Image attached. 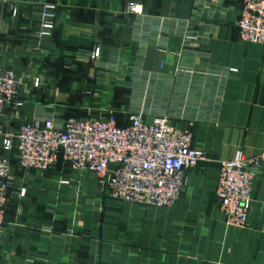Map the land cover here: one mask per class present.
Wrapping results in <instances>:
<instances>
[{"label": "crops", "instance_id": "1", "mask_svg": "<svg viewBox=\"0 0 264 264\" xmlns=\"http://www.w3.org/2000/svg\"><path fill=\"white\" fill-rule=\"evenodd\" d=\"M46 1L58 4L52 37L38 34ZM242 1L0 0V68L45 80L21 107L25 117H95L109 106L125 125L143 110L146 122L163 116L190 127L205 154L186 170L176 203L159 207L113 198L94 172L23 169L7 153L0 264H264V160L247 225H228L216 195L222 161L264 150V44L239 36ZM21 123L0 119L3 130Z\"/></svg>", "mask_w": 264, "mask_h": 264}, {"label": "built area", "instance_id": "2", "mask_svg": "<svg viewBox=\"0 0 264 264\" xmlns=\"http://www.w3.org/2000/svg\"><path fill=\"white\" fill-rule=\"evenodd\" d=\"M127 9L136 14L143 11L137 3H129ZM58 16L57 3H42L40 37L53 36ZM238 28L241 39L264 44V0L242 1ZM100 51L95 48L89 57L97 60ZM231 71L236 69L215 75L224 77ZM99 77V84L107 80L105 74ZM44 84L41 73L27 77L13 68H0V119L22 121L17 130L0 127V234L10 199L12 161L7 153L11 152L23 169L45 171L62 158L75 173L94 172L99 184L119 200L159 207L176 203L186 184V170L205 158L204 151L193 146L190 127H175L163 116L146 122L143 110L129 113L128 122L119 125L109 106L95 117H64L59 112L25 117L21 113L25 100ZM263 160L264 150L255 157L238 152L221 162L216 195L228 225L248 224L254 179ZM61 182L70 184L71 180L63 177ZM26 194L27 188L21 187L14 195Z\"/></svg>", "mask_w": 264, "mask_h": 264}, {"label": "trees", "instance_id": "3", "mask_svg": "<svg viewBox=\"0 0 264 264\" xmlns=\"http://www.w3.org/2000/svg\"><path fill=\"white\" fill-rule=\"evenodd\" d=\"M87 90H90V91L93 92V89L90 87V88H87V89L84 90V96L86 98H89L90 99L92 97V96H90V94H92V93H90V94L87 93ZM79 97L82 98V95H80ZM116 114L118 115L119 113L116 112ZM64 116H66V117H68V116H77V117H80V113H78V112H72V111H67V112H64ZM59 163H62L64 166L67 167L66 163L63 161L62 158H60L58 160L57 164H59Z\"/></svg>", "mask_w": 264, "mask_h": 264}]
</instances>
